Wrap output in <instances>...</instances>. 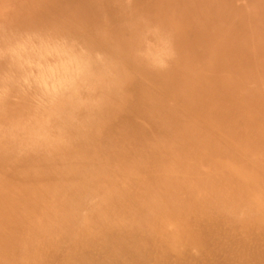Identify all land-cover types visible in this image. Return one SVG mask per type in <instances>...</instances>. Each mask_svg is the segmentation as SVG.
Here are the masks:
<instances>
[{
    "label": "rangeland",
    "instance_id": "rangeland-1",
    "mask_svg": "<svg viewBox=\"0 0 264 264\" xmlns=\"http://www.w3.org/2000/svg\"><path fill=\"white\" fill-rule=\"evenodd\" d=\"M68 1L0 0V194L8 193L11 175L30 178L36 169L53 171L58 206L50 216L55 218L62 210L64 217L68 210L77 215L73 243L83 242L84 231H108L112 218L105 215V209L110 206L113 213L119 204L108 200L121 198L122 192L134 200L136 188L146 186L152 193L149 201L158 202V207L136 215H143L141 223L150 232L156 231L154 214L163 207L164 214L181 210L180 217L184 209L217 213L234 234L264 229V0H75L80 3L77 8H88L84 17L96 27L97 34L88 41L83 39L82 20H72L76 16L69 13L71 7L61 18H50L52 13L63 12ZM125 16H129L127 21ZM60 30L79 39L65 45L63 39L54 37ZM117 39L130 47L136 44L134 53L149 61L151 69L122 64L128 80L118 71L109 82L111 71L104 53L110 54V62H116L126 50L123 47L122 53L114 54ZM149 41L157 48L163 45L168 53L166 66L159 67L145 57ZM182 47L189 51L177 63L174 57ZM95 50L99 52L94 59L86 57L76 68L71 67L79 55ZM193 51L195 56H191ZM191 68L198 78L200 74L201 82L207 75L240 94L242 100L234 101L244 113L253 112L241 116L255 124H229L246 129L248 145L234 143L219 131L222 126H213V133L222 134L224 140L214 144L217 157L200 150L201 136L193 139L181 134L175 148L161 154L160 149L173 145L176 132L167 121L157 125L164 116L155 110L144 112L151 129L140 141L130 147L113 141L103 149L104 132L117 127L118 118L137 101L135 85L157 88L162 106H168L169 94L153 77L161 69L180 79ZM189 119L198 122L196 116ZM152 129L161 131V137ZM151 148L154 155L149 153ZM222 161L232 169L221 171ZM157 163L161 174H149ZM128 168L125 180L116 173ZM81 185L87 186L82 192ZM14 186L19 188L18 182ZM168 187L169 193L181 194L166 196ZM81 193L89 197L87 202ZM7 202L14 204L15 200L8 196ZM138 219L132 223L138 224ZM92 225H97L96 230L89 227ZM186 254L185 259L197 251L190 249ZM248 255L251 259L237 261L231 256L223 264L248 263L254 252ZM185 259L182 256L181 262Z\"/></svg>",
    "mask_w": 264,
    "mask_h": 264
},
{
    "label": "bare ground",
    "instance_id": "bare-ground-1",
    "mask_svg": "<svg viewBox=\"0 0 264 264\" xmlns=\"http://www.w3.org/2000/svg\"><path fill=\"white\" fill-rule=\"evenodd\" d=\"M77 4L80 3L75 0L68 1L66 7L61 8L64 9L63 12L52 13L50 18L52 15H55L53 20L61 18L60 14L65 13L67 7H71L69 13L76 16V19L73 16L72 20H82V28L86 29L83 39L88 41L97 34L96 27L84 17L88 8L85 10L80 6L77 8ZM124 19L127 21L129 16H125ZM85 21L87 23H84ZM152 32L157 34V30H152ZM72 35L74 34L60 30L54 37H57L58 41L63 39L64 44L66 45L65 42H67L69 45L72 41L79 39ZM114 44L116 45V49H112L114 54L122 53L120 49L123 47L126 50L122 53V59L116 62H110L108 59H112L109 57L110 54L104 53L108 57L106 66L111 71L109 82H113V78L119 75L116 74L118 71L128 80V74L124 72L122 64L134 63L141 65L142 70L151 69L149 61L134 53L136 44L130 47L119 39L114 40ZM188 51L187 47L180 48L178 55L174 57L175 62H183L182 58ZM197 51L196 49V53ZM98 52L99 50H95L88 55H79L76 61H72L71 67L76 68V64L86 57L94 59V55ZM193 52L191 56L196 55ZM195 70L191 68L187 74L179 76L180 79H178L169 72L159 69V73L157 72V76L153 78L158 81V86L169 94L171 99L168 100L170 102L168 106H162L157 88L135 85L133 92L137 96V101L128 107L129 110L123 116L118 118L119 121L114 124L117 127H110L104 132L100 140L105 147L103 149H108L113 141L122 142L126 147H130L132 142L140 141L143 136L150 133L151 129L144 112L155 110L164 116L156 121L157 125L160 126L162 122L167 121V126L176 132L173 145L160 149L161 154L164 150L169 153L168 148H175L181 134L192 136L193 139L201 136L199 144L202 149L200 150L206 154L212 152L217 157V148L214 144L223 140V136L213 133L215 131L213 126L218 129L222 126V130L219 131L234 143H240L242 147L248 145L245 143L248 133L243 131L246 129L229 124V122L233 121L239 125L255 124V122L246 121L241 116L253 115V112L252 114L244 113L241 110L244 109L240 106L241 104L234 101L242 100L240 94L221 86L220 81H212L207 75L201 82L202 78L200 74L198 78ZM12 77L18 80L15 74ZM197 86L199 91L196 90ZM20 88L19 82L15 89L19 91ZM190 116H196L198 122H193L189 119ZM136 118L138 120H135ZM186 120L190 122V125L185 123ZM125 126H127V131L124 129ZM152 130L158 134L159 138L161 137V131ZM153 150L151 148L149 153L154 155ZM165 159L170 160V157L167 156ZM237 163L239 165V162ZM149 169H152L149 174H161L162 167L157 163L155 167L152 166ZM219 169L221 171L231 170L232 166L222 161V167ZM38 170L40 174L35 173ZM31 173L30 178L17 174L9 176L7 178L8 193L0 194V264H223V261L229 260L231 256L236 257L237 261L243 260L244 257L246 260L251 259L248 255L250 252H254V259L243 264H264V246H262L264 239L262 244L260 243L261 236H264V229L259 232L247 230L241 235L234 234L230 228L226 229L223 216H218L214 212L200 210L191 212L189 209H184L180 217L181 210H174L172 214H164L163 207L154 214L158 220L156 231L146 230L141 223L145 220L143 215L136 214L141 213L145 208H157L159 204L149 201L152 193L147 186L144 190L136 188L134 200L128 198L126 192L119 195L121 198L108 200L109 203H119L113 213L110 212V206L105 209V212L107 211L105 215L112 218L108 231H91L90 233L84 231L82 233L83 242L73 243L75 238L72 239L71 236L77 231L72 227L76 224L77 215L68 210L64 217L62 210V214H58L55 218L50 216L52 208L58 206L53 190L57 182V178L53 176L54 172L46 168L36 169ZM116 173L125 180V177L130 174V168L124 173L122 170ZM13 178L17 180L12 181ZM17 182L19 188L14 186ZM0 184H2V179H0ZM86 187L81 185L79 191L82 192ZM2 188L5 189V186ZM179 189L183 190L182 187ZM59 190L63 195V189L59 188ZM164 191L168 197L181 194L169 193V187ZM80 195L83 202L89 200V197L84 194ZM8 196L15 200L14 204H8ZM89 196L91 198L92 192ZM137 217L140 218L139 223L134 225L132 221H135ZM89 227L96 230L97 225ZM190 249L196 250L197 254L188 255L189 257L185 259L186 252ZM182 256L185 259L183 262H181ZM174 260L176 262H173Z\"/></svg>",
    "mask_w": 264,
    "mask_h": 264
},
{
    "label": "clouds",
    "instance_id": "clouds-1",
    "mask_svg": "<svg viewBox=\"0 0 264 264\" xmlns=\"http://www.w3.org/2000/svg\"><path fill=\"white\" fill-rule=\"evenodd\" d=\"M148 43L147 51L144 53L145 57L150 59L154 64H156L159 67L166 66V59L168 57L167 51L164 49L163 45L160 47H155L151 44V42Z\"/></svg>",
    "mask_w": 264,
    "mask_h": 264
}]
</instances>
